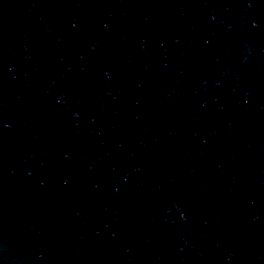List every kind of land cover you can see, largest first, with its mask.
Masks as SVG:
<instances>
[{"label":"water","instance_id":"obj_1","mask_svg":"<svg viewBox=\"0 0 264 264\" xmlns=\"http://www.w3.org/2000/svg\"><path fill=\"white\" fill-rule=\"evenodd\" d=\"M0 264H264V0H0Z\"/></svg>","mask_w":264,"mask_h":264}]
</instances>
